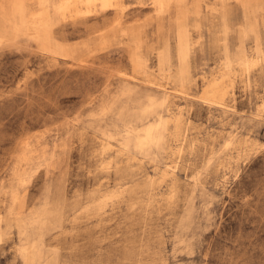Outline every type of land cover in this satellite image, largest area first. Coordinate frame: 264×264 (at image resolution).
<instances>
[{"label": "rangeland", "instance_id": "1", "mask_svg": "<svg viewBox=\"0 0 264 264\" xmlns=\"http://www.w3.org/2000/svg\"><path fill=\"white\" fill-rule=\"evenodd\" d=\"M53 2L0 0V264H264V0Z\"/></svg>", "mask_w": 264, "mask_h": 264}, {"label": "bare ground", "instance_id": "2", "mask_svg": "<svg viewBox=\"0 0 264 264\" xmlns=\"http://www.w3.org/2000/svg\"><path fill=\"white\" fill-rule=\"evenodd\" d=\"M124 0H54L52 10L54 14L63 22L68 19H84L96 15V13H109L124 10ZM40 13L31 16V24L38 22ZM69 21V20H68ZM248 66L254 65L255 61L248 60ZM226 75L221 74L219 77L213 78L205 91L204 101L215 106H224L226 97L229 94L228 85L226 83ZM138 79V78H137ZM168 120L162 117L159 121L150 124L145 129L146 138L149 141L160 142L162 140L159 126L167 123ZM181 152V149L178 151Z\"/></svg>", "mask_w": 264, "mask_h": 264}]
</instances>
